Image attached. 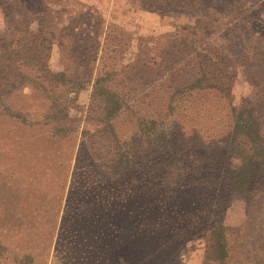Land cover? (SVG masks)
<instances>
[{"label":"rangeland","instance_id":"374dc122","mask_svg":"<svg viewBox=\"0 0 264 264\" xmlns=\"http://www.w3.org/2000/svg\"><path fill=\"white\" fill-rule=\"evenodd\" d=\"M29 1L35 5L38 0ZM45 1L61 16L74 17L85 11L83 7L91 8L107 26L120 31L124 45L132 43L125 59L137 52L141 38L153 40L144 41V46L168 43L176 48L194 38L198 46H218L234 57L233 90L219 94L221 102L208 98L220 118L214 130L203 135L214 133L219 144L209 148L205 139H189L192 131L173 149L186 150L181 155L193 160L194 168L207 167L227 185L229 171L240 165L231 157L229 111L249 108L253 101L248 77L254 68L248 65L264 62V0ZM5 11L0 7L1 33L11 23L35 37L38 26L25 7ZM196 25L199 35L188 36L184 28ZM205 28L209 34L203 33ZM171 36L176 40L168 42ZM61 58L58 45L48 42L45 60L54 73L63 70ZM32 87L0 76V244L5 248L0 264H204L211 219L192 224L195 219L178 218L173 207L189 210L191 196L182 195L179 202L166 195L161 175L170 156L163 146L168 145L143 139L133 114L121 115L117 127L132 166L113 175L97 166L84 138L85 132L97 128L89 114L92 88L77 94L61 90V112L53 117L51 101ZM171 131L166 127L163 142ZM176 194L180 199V191ZM253 210L255 219L247 231L232 240L227 264H264L262 201H256ZM247 217L245 195L238 192L223 222L246 230Z\"/></svg>","mask_w":264,"mask_h":264},{"label":"trees","instance_id":"16d2710c","mask_svg":"<svg viewBox=\"0 0 264 264\" xmlns=\"http://www.w3.org/2000/svg\"><path fill=\"white\" fill-rule=\"evenodd\" d=\"M34 4L29 0H0L6 14L13 6L25 7V14H31L38 26L33 38L11 23L4 33L0 32V76L29 83L42 92L51 101L53 117L61 112L58 101L61 90L69 88L77 94L91 87L89 114L97 128L85 132L84 138L97 166L113 175L132 166L117 122L121 115L133 114L137 133L143 139L168 145L163 146L170 156L161 175L163 187L169 191L166 195L179 202L184 200L182 195L191 196L189 210L173 207L178 211V218L184 215L186 219H195L192 224L198 219H211L204 264L213 261L227 264L234 236L245 233L255 219L256 201L264 204V62L248 65L254 68L248 77L253 88L251 106L229 111L231 157L240 161V165L229 171L225 185L207 167L194 168L193 160L181 155L187 153L186 150L173 152V149L176 150L180 140L192 131L194 137L189 139H205L209 148L219 144L220 138L214 133L203 135L214 130L220 118L219 113L212 111L213 102L208 98L215 97L221 102L217 96L233 90L236 78L231 70L236 61L232 55L218 46H198L194 38L183 40L179 44L181 48L168 43L144 46V41L153 40L141 38L137 52L125 59L132 43L124 45L120 31L107 26L91 8L83 7L85 11L73 17L61 16L60 12L47 7L45 0ZM184 30L188 36L199 35L197 25ZM205 30L204 34L210 33ZM173 39L176 40L169 37L168 42ZM48 42L56 43L60 49L63 70L59 73H54L45 60ZM166 45L168 49L164 50ZM169 125L174 131L168 134V141L163 142ZM189 157L193 155L190 153ZM177 189L180 190L175 191ZM179 191L180 199L176 194ZM238 192L244 193L248 207L246 230L227 227L223 222L225 211ZM4 249L0 244V255Z\"/></svg>","mask_w":264,"mask_h":264}]
</instances>
